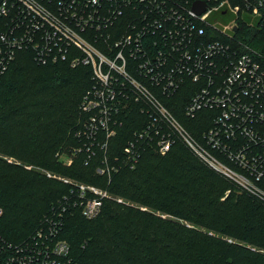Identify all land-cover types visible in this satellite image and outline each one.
I'll return each instance as SVG.
<instances>
[{"label": "trees", "instance_id": "1", "mask_svg": "<svg viewBox=\"0 0 264 264\" xmlns=\"http://www.w3.org/2000/svg\"><path fill=\"white\" fill-rule=\"evenodd\" d=\"M5 28L0 18V35ZM243 29V39L264 50V29ZM93 88L90 66L42 64L31 48L18 50L0 76V153L21 162L0 156V264L6 247L33 241L37 262L46 245L64 241L68 256L54 258L69 264H264V202L179 138L165 154L146 143L131 161L126 148L148 115L140 102L120 96L110 102L108 126L92 131L96 110L81 104ZM190 98L185 87L162 100L203 141L213 113L188 116ZM81 184L108 192L94 218L83 214Z\"/></svg>", "mask_w": 264, "mask_h": 264}, {"label": "built area", "instance_id": "2", "mask_svg": "<svg viewBox=\"0 0 264 264\" xmlns=\"http://www.w3.org/2000/svg\"><path fill=\"white\" fill-rule=\"evenodd\" d=\"M0 18L6 21L0 76L25 48L42 64L90 66L95 88L81 107L96 110L92 131L97 123L108 126L110 102L134 99L148 120L126 148L131 161L146 143L165 154L179 138L210 168L264 202V50L242 37L245 23L264 29V0H0ZM185 87L191 92L188 116L213 113L203 141L162 100ZM79 189L83 214L96 217L108 192L85 184ZM37 249L35 241L6 247V264H69L54 258L68 256L64 241L46 245L39 262Z\"/></svg>", "mask_w": 264, "mask_h": 264}, {"label": "rangeland", "instance_id": "3", "mask_svg": "<svg viewBox=\"0 0 264 264\" xmlns=\"http://www.w3.org/2000/svg\"><path fill=\"white\" fill-rule=\"evenodd\" d=\"M67 153V152H66ZM0 156L1 157H3L4 159H6L7 161H9V162H17V163H20L21 164V162L20 161H18V160H16L14 157H10V156H8V155H5V154H3V153H0ZM9 157V158H8ZM26 168H28V169H40L41 170V172H45L48 176H53V174H52V172H50V171H47V170H45V169H42V168H39V167H34V166H32V165H30V166H25ZM98 172H100V173H102V172H104V169H98ZM117 200H122V201H124V202H127V201H125L124 199H122V198H119V199H117ZM128 204L130 203V202H127ZM163 217H167V215H165V214H161ZM189 225V224H188ZM230 241H231V239H229Z\"/></svg>", "mask_w": 264, "mask_h": 264}, {"label": "water", "instance_id": "4", "mask_svg": "<svg viewBox=\"0 0 264 264\" xmlns=\"http://www.w3.org/2000/svg\"><path fill=\"white\" fill-rule=\"evenodd\" d=\"M195 5L198 6V5H199V2H196ZM204 10H205V7L203 6V8L199 9L198 11H199V12H203Z\"/></svg>", "mask_w": 264, "mask_h": 264}]
</instances>
